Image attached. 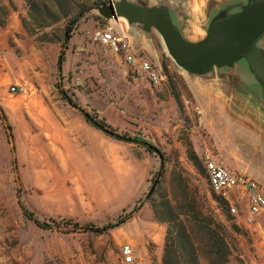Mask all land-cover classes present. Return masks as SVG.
Instances as JSON below:
<instances>
[{
	"label": "rangeland",
	"instance_id": "rangeland-1",
	"mask_svg": "<svg viewBox=\"0 0 264 264\" xmlns=\"http://www.w3.org/2000/svg\"><path fill=\"white\" fill-rule=\"evenodd\" d=\"M128 1L167 5L183 36L199 41L206 35L210 16L232 0ZM106 3L39 0L31 7L25 2L20 13L22 26L23 21L27 26L23 30L43 48V59L50 62L42 81L44 102L61 113L64 123L73 121L68 120L69 112L82 116L75 108L79 107L123 138L105 133L108 142L138 146L126 141L131 139L151 144L160 152L163 165L157 154L144 148L153 158V168L144 181L145 193L142 195L143 180L138 174L115 196L93 200L87 197L86 182L73 184L60 178L55 151L59 146H43L38 132L28 135L33 128L21 103L28 93L39 95L37 88L29 87L27 94L11 93L9 88L14 85L0 84V106L14 139L13 154L0 120V264H125L121 249L130 244L123 239V225L103 235L81 232L76 225H109L134 207L147 209L139 215L143 220L152 213L153 221L165 227L164 240L167 224L161 220L176 214L193 216L196 210L215 217L228 230V264H264V215L254 222L245 213L232 216L213 196L204 171L206 156L215 155L264 187V150L258 149L264 146V96L258 84L244 68H215L205 76L189 74L175 65L156 30L147 33L124 19L133 51L167 76L162 86H152L144 77L122 68L101 46L92 44L93 34L109 23L99 13ZM75 19L78 21L73 24ZM14 39L18 36L11 44ZM62 50L65 62L59 71L57 60ZM21 74L23 69L16 64L8 72L14 82ZM108 142L105 146H113ZM19 198L37 221L50 224V228L42 229L29 219ZM128 224L135 225V220ZM146 245L148 263L162 264L164 248L159 258L152 242ZM135 251V264H143L144 257L136 247ZM201 263L208 264L205 260Z\"/></svg>",
	"mask_w": 264,
	"mask_h": 264
},
{
	"label": "crops",
	"instance_id": "crops-1",
	"mask_svg": "<svg viewBox=\"0 0 264 264\" xmlns=\"http://www.w3.org/2000/svg\"><path fill=\"white\" fill-rule=\"evenodd\" d=\"M10 1L13 7L10 6ZM0 2L9 8L6 25L0 27V84H5L6 87L10 84L21 85L25 87V94L34 85L39 93L37 96L28 93L25 103H21L25 119L33 128L31 133L28 131V135L33 134V131L38 132L43 146H59L55 151L61 165L60 178L73 184L86 182L89 186L87 197L96 200L99 197L105 198L106 195L115 196L138 174L143 180V195L146 191L144 181L147 180L149 170L153 168L152 156L141 146H120L117 142H108L105 133L89 124L84 117L75 115V112L68 113L71 117L68 120L73 121L64 123L61 113L45 104L42 81L50 62L43 59V48L35 45L23 30L20 13L25 0ZM15 36L18 39L12 40L11 44V39ZM14 61L23 69V74L15 76V82L8 75L9 70H13L15 66ZM29 67L33 68L32 71ZM13 107L16 109V106ZM107 142L113 146H105ZM258 149L264 150V146H258ZM146 210L145 207L141 208L129 222L123 224V239L134 251L136 247L138 253L144 257L143 264H149L150 251L146 245L148 241L152 242L155 252L161 258L166 232L163 225L153 221L152 213L147 220L139 217ZM134 220L135 225L128 227V223Z\"/></svg>",
	"mask_w": 264,
	"mask_h": 264
},
{
	"label": "water",
	"instance_id": "water-1",
	"mask_svg": "<svg viewBox=\"0 0 264 264\" xmlns=\"http://www.w3.org/2000/svg\"><path fill=\"white\" fill-rule=\"evenodd\" d=\"M99 13L106 20L123 18L129 25H140L147 33L156 30L175 65L189 74L205 76L215 68H244L264 94V0H234L223 4L210 16L205 37L196 42L185 39L180 24L167 5L144 6L118 0L102 5ZM67 42L68 39L65 44ZM75 108L99 130L123 139L99 124L87 111ZM126 141L157 154L162 166L157 148L140 140ZM9 144L14 149L13 136L9 137ZM15 177L19 181L17 173ZM154 189L155 184L150 193Z\"/></svg>",
	"mask_w": 264,
	"mask_h": 264
},
{
	"label": "built area",
	"instance_id": "built-area-1",
	"mask_svg": "<svg viewBox=\"0 0 264 264\" xmlns=\"http://www.w3.org/2000/svg\"><path fill=\"white\" fill-rule=\"evenodd\" d=\"M108 21L106 27L93 34L92 41L114 56L122 68L144 77L154 87L162 86L167 81V76L160 67L133 51L124 19L112 18ZM9 91L25 93V87L14 85ZM204 170L212 194L226 205L232 216L245 213L246 218L254 222L264 214V187L259 183L231 169L215 155L206 156ZM121 253L125 264L135 263V251L131 245H124Z\"/></svg>",
	"mask_w": 264,
	"mask_h": 264
},
{
	"label": "trees",
	"instance_id": "trees-1",
	"mask_svg": "<svg viewBox=\"0 0 264 264\" xmlns=\"http://www.w3.org/2000/svg\"><path fill=\"white\" fill-rule=\"evenodd\" d=\"M38 1L39 0H25V2H27L31 7L36 6ZM10 6L13 7L11 1ZM8 13L9 8L0 2V27H5ZM77 21L78 20L75 19L73 21V24L77 23ZM23 26L24 28H27V26L24 24V21ZM70 29L72 28L70 27L69 31ZM64 62L65 51L62 50L57 60L59 71H61ZM72 105L75 106L74 103H72ZM0 120L3 123L5 132L9 140V137L13 136L12 127L8 123V119L1 106ZM91 125L94 126L93 124ZM11 150L14 154V149ZM147 151L151 150L147 149ZM191 159L195 162L197 169H199V164L196 162L195 157ZM215 199L218 200L219 204H222L226 208V205L222 201H220L216 197ZM19 204L24 214L29 219L33 220L38 227L45 230L50 228V224L46 222L40 223L39 221H37L34 218V215L30 213L27 208L23 205L20 198ZM138 211V207H134L127 215L121 217L116 222L109 225H104L102 227L96 226L94 224H89L86 226L76 225V228H78V230L81 232L90 231L98 235H103L109 232L110 230L121 227ZM193 212V216L176 214V216L169 220L160 221L167 224V234L165 238L162 264H202V260H205L208 264H227L231 253L229 243L227 241V228L215 217H206L203 213L197 210Z\"/></svg>",
	"mask_w": 264,
	"mask_h": 264
}]
</instances>
